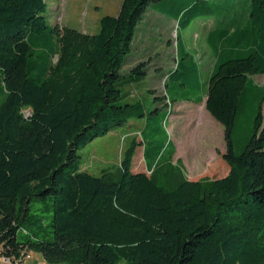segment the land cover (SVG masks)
<instances>
[{
	"label": "trees",
	"instance_id": "obj_1",
	"mask_svg": "<svg viewBox=\"0 0 264 264\" xmlns=\"http://www.w3.org/2000/svg\"><path fill=\"white\" fill-rule=\"evenodd\" d=\"M121 1L119 13L89 33L49 26L47 0H0V257L35 251L48 264H264L263 100L244 150L237 153L234 142L249 76L264 74V0L232 11L209 0ZM151 5L183 30L199 16L216 17L205 106L224 126L230 167L223 177L175 173L168 185L135 172L139 146L147 161L150 153L142 138L131 140L115 170L97 176L81 168V147L146 115L132 86L148 64L123 67ZM49 33L54 47L30 44ZM182 42L178 31L182 49L170 78L198 79L200 67ZM123 84L131 87L123 92ZM174 153V145L163 160L156 152L150 165L162 168ZM49 198L51 214L32 216L31 202Z\"/></svg>",
	"mask_w": 264,
	"mask_h": 264
},
{
	"label": "rangeland",
	"instance_id": "obj_2",
	"mask_svg": "<svg viewBox=\"0 0 264 264\" xmlns=\"http://www.w3.org/2000/svg\"><path fill=\"white\" fill-rule=\"evenodd\" d=\"M217 9L239 10L246 8V0H209ZM45 13L47 23L53 27L69 26L89 33L100 29V19L105 15L116 16L121 8V0H47ZM143 21L138 26L132 51L126 57L123 73L134 65L147 62V76L139 80L134 88L141 93L145 102L144 118H134L127 124L117 127L106 135L99 136L86 146L81 147V168L97 176L105 171L115 170L121 163L124 152L133 138L144 139L149 147L148 161L144 156V145L139 146L133 158V171L146 172L164 184L175 183V173L191 180L203 177L219 178L227 175L229 164L223 154L226 152L224 126L206 109V93L215 59L207 40V34L216 21L213 15H202L185 29L178 26V20L172 22L153 14L157 8L149 7ZM229 19L233 17H228ZM178 31L182 44L194 56L200 67L198 79L181 80L177 76L170 78L178 62ZM30 44L38 50H45L57 44L56 37L49 33L46 40L33 41ZM181 46V45H180ZM131 86L123 84V92ZM187 97L192 101H168ZM3 96L0 72V99ZM158 97V98H156ZM202 97V101L196 103ZM160 99V100H158ZM263 100L264 126V74L250 75L240 100L239 111L234 128L235 150H244L254 131L255 116ZM173 103V104H171ZM171 104V105H170ZM24 115L28 110L23 111ZM139 131V133L137 132ZM171 142V144H169ZM175 146V153L169 164L162 168L150 165L155 153L162 160L168 157ZM175 177V178H174ZM51 199L33 200L30 204L32 216H49L47 207ZM47 221V218H46ZM45 221V222H46ZM27 230L30 227L24 225ZM19 231V237L23 236ZM31 258L22 264H48L41 253L31 251Z\"/></svg>",
	"mask_w": 264,
	"mask_h": 264
},
{
	"label": "crops",
	"instance_id": "obj_3",
	"mask_svg": "<svg viewBox=\"0 0 264 264\" xmlns=\"http://www.w3.org/2000/svg\"><path fill=\"white\" fill-rule=\"evenodd\" d=\"M153 14H156V15H158V16H160V17H162L163 19H166V20H169V21H172V22H176V20L173 18V17H171V16H169V15H167L166 13H164V12H162V11H158V10H155L154 12H153ZM212 26L213 27H211V29H209V32H208V34H207V40H209V37H210V33L212 32V30L215 28V26H216V23H215V21H214V23L212 24ZM83 31V30H82ZM83 32H86V31H83ZM177 35H178V33H177ZM184 37V35H182V38ZM184 39H182V41H183ZM213 56V55H212ZM214 57V56H213ZM214 59H215V57H214ZM215 63H216V59H215V62H214V66H215ZM213 69H214V67H213ZM213 71V70H212ZM31 258V254H30V257H29V259ZM27 260V259H26ZM25 260H23L22 261V263L24 262ZM21 263V264H22ZM0 264H8V263H5V262H2V261H0Z\"/></svg>",
	"mask_w": 264,
	"mask_h": 264
},
{
	"label": "built area",
	"instance_id": "obj_4",
	"mask_svg": "<svg viewBox=\"0 0 264 264\" xmlns=\"http://www.w3.org/2000/svg\"><path fill=\"white\" fill-rule=\"evenodd\" d=\"M30 254L29 253H25L22 254L18 259L11 261L6 257H0V261L8 263V264H21L23 260L29 259Z\"/></svg>",
	"mask_w": 264,
	"mask_h": 264
},
{
	"label": "bare ground",
	"instance_id": "obj_5",
	"mask_svg": "<svg viewBox=\"0 0 264 264\" xmlns=\"http://www.w3.org/2000/svg\"><path fill=\"white\" fill-rule=\"evenodd\" d=\"M30 254V253H29Z\"/></svg>",
	"mask_w": 264,
	"mask_h": 264
}]
</instances>
